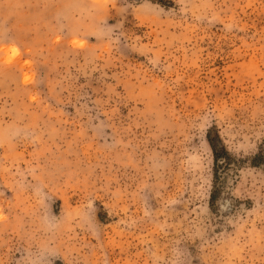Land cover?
<instances>
[{
  "label": "rangeland",
  "instance_id": "rangeland-1",
  "mask_svg": "<svg viewBox=\"0 0 264 264\" xmlns=\"http://www.w3.org/2000/svg\"><path fill=\"white\" fill-rule=\"evenodd\" d=\"M260 154L264 0H0V264H264Z\"/></svg>",
  "mask_w": 264,
  "mask_h": 264
},
{
  "label": "trees",
  "instance_id": "trees-1",
  "mask_svg": "<svg viewBox=\"0 0 264 264\" xmlns=\"http://www.w3.org/2000/svg\"><path fill=\"white\" fill-rule=\"evenodd\" d=\"M206 141L212 152V158H213V163L215 165V168L218 167V164H220L221 161L225 162L226 160L229 159V155L227 151L224 149L223 146H221L220 141L217 136L211 137V135L208 133L206 135ZM263 157L264 156L260 154V155H257L255 158L262 160L264 159ZM211 198H213V196Z\"/></svg>",
  "mask_w": 264,
  "mask_h": 264
}]
</instances>
